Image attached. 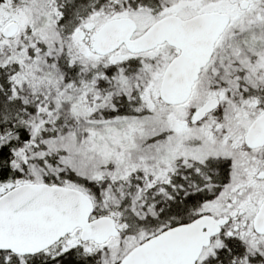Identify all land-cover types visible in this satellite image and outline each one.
<instances>
[{
  "label": "snow or ice",
  "instance_id": "obj_1",
  "mask_svg": "<svg viewBox=\"0 0 264 264\" xmlns=\"http://www.w3.org/2000/svg\"><path fill=\"white\" fill-rule=\"evenodd\" d=\"M0 264H264V0H0Z\"/></svg>",
  "mask_w": 264,
  "mask_h": 264
}]
</instances>
